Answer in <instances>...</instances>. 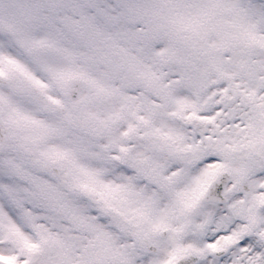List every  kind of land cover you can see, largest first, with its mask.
Segmentation results:
<instances>
[{"label":"snow or ice","instance_id":"1","mask_svg":"<svg viewBox=\"0 0 264 264\" xmlns=\"http://www.w3.org/2000/svg\"><path fill=\"white\" fill-rule=\"evenodd\" d=\"M0 264H264V0H0Z\"/></svg>","mask_w":264,"mask_h":264}]
</instances>
